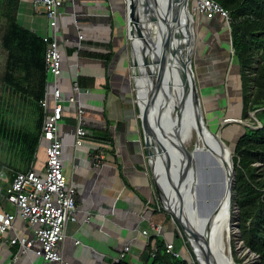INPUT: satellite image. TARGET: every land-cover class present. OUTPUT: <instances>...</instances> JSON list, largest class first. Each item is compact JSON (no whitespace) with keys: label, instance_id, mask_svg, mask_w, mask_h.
<instances>
[{"label":"crops","instance_id":"obj_1","mask_svg":"<svg viewBox=\"0 0 264 264\" xmlns=\"http://www.w3.org/2000/svg\"><path fill=\"white\" fill-rule=\"evenodd\" d=\"M196 18L193 65L198 84L204 98L222 101L213 113L216 118L213 124L224 114L226 106L229 108L227 118L237 119L240 113L232 112L238 109L242 92L239 65L233 58L231 31L220 16L208 19L197 15ZM17 20L38 36L54 34L47 18L35 12L33 0H19ZM126 21V0H63V15L57 29L63 55V73L59 79L63 97L72 94V83L80 76L95 80L94 86L84 87L91 92L81 93L80 97L88 113L84 126L89 134L83 146H75L74 104L64 103L59 127L64 143V173L76 189L78 210L76 221L67 222L66 237L61 244L64 260L70 264H117L116 258L125 246H130L131 250L122 262L149 264L152 236L147 238L142 231L152 222L163 225L164 233L160 237L166 243L181 244L180 252L186 257L190 253L176 236L174 216L171 218L169 212L159 210L162 206L150 167H147L149 159L135 98L137 90L127 65L130 47ZM80 34L82 39H79ZM92 53L104 56H92ZM232 134L227 135L232 137ZM96 150H104L106 156L99 167L93 165ZM46 161V142L42 140L31 166L42 172ZM1 170L5 175L0 177V186L7 187L17 172ZM7 212L16 213V207L0 196V215ZM88 214L91 219L85 222ZM11 234L31 237L32 231L18 215ZM17 254L19 246L12 247L0 256V264H44L32 253L19 254L14 261Z\"/></svg>","mask_w":264,"mask_h":264},{"label":"trees","instance_id":"obj_2","mask_svg":"<svg viewBox=\"0 0 264 264\" xmlns=\"http://www.w3.org/2000/svg\"><path fill=\"white\" fill-rule=\"evenodd\" d=\"M216 1L229 13L230 27L226 25L231 31L233 58L240 72L242 97L232 114L239 112L240 118L251 120L250 113L255 112L262 124L237 135L232 204L237 206L238 212L232 211V216L238 224L239 240L258 256V264H264V0ZM18 6L19 0H0V142L10 144V150L0 147V168L27 172L35 161L44 121L40 101L46 88L47 45L42 36L19 24ZM91 55L104 56L101 53ZM78 82L82 88L95 85L90 77L80 76ZM8 94L31 106L36 114L35 130L16 125L13 119L6 117ZM14 162L20 168H12ZM159 210L163 208L159 206ZM232 247L235 262L243 264ZM181 248V244L175 245L176 251ZM148 249L149 264H191L189 259L168 252L166 240L160 236L150 238ZM154 251L155 256H152Z\"/></svg>","mask_w":264,"mask_h":264},{"label":"built area","instance_id":"obj_3","mask_svg":"<svg viewBox=\"0 0 264 264\" xmlns=\"http://www.w3.org/2000/svg\"><path fill=\"white\" fill-rule=\"evenodd\" d=\"M33 6L36 13L47 18L54 32L53 35L42 36L47 45V77L44 97L40 101L44 112L40 142L42 140L46 142L47 161L44 171L38 172L31 166L27 172H17L7 187L0 186V196L16 207V213L7 212L0 215V256L12 247L19 246V254H35L44 264L53 262L70 264L64 260L61 244L66 237V224L69 220L76 221L78 210L76 189L64 173V143L59 135V127L63 120L64 103L74 104L75 146H83L89 133L84 126L86 108L80 97L81 93H90L91 90L80 87L77 79L72 83V94L64 98L59 86V79L63 73V55L57 29L63 15V0H33ZM191 11L195 16L204 15L209 19L220 16L230 27L229 13L216 0H193ZM82 38L83 35L80 34L79 39ZM259 125L262 126L261 122ZM105 158L104 150H96L93 155V165L101 166ZM144 165L146 166V163ZM4 175V171L1 170L0 177L4 178ZM18 215L30 227L31 237L11 234ZM90 219L91 216L88 214L84 221L89 222ZM163 233V225L155 222L150 223V227L142 231L147 238L153 235L162 236ZM176 236L185 244V236L179 226L176 229ZM166 246L167 251L173 255L189 258L176 251L173 242L166 243ZM130 250V246H125L116 258V263L122 262ZM19 254L15 256L14 261ZM152 256H155V251ZM192 262L196 263L194 258Z\"/></svg>","mask_w":264,"mask_h":264},{"label":"bare ground","instance_id":"obj_4","mask_svg":"<svg viewBox=\"0 0 264 264\" xmlns=\"http://www.w3.org/2000/svg\"><path fill=\"white\" fill-rule=\"evenodd\" d=\"M140 8L145 9V11L140 10V12L147 13L146 19L151 18L150 11L144 4ZM181 18L187 21L185 15H182ZM148 22L145 21V25H153ZM160 23L161 28H164L162 22ZM148 31L150 32V30ZM143 33L145 39L151 43V36L149 37L147 30H144ZM186 34L189 33L186 32ZM161 36L163 37L162 34ZM160 41L158 42L160 43ZM133 42L134 58L136 61L142 60L139 49L141 38L136 35ZM144 45L146 46V43ZM170 58L168 69L170 84L165 97L163 96L161 103L159 102L160 110L156 112L160 119L157 134L160 139L163 138L165 146L175 160L182 162L183 159L191 170L185 183H183L182 194L186 209L184 212H187L185 216L187 226L197 236V241L194 240V243L201 264H210L209 257L218 264H235L231 240L232 226L230 224L232 206L230 184L233 180L232 148L217 136H213L205 126L203 114L197 105L192 87L186 90L184 80L185 53H179L175 56L172 51ZM141 68H143L141 63L134 67V77L137 83L139 101L143 112L146 113L151 111L153 106L147 102L146 92L149 81L144 74V69L142 71ZM188 76L190 80L191 72L189 70ZM191 84L193 85V83ZM204 118L206 117L204 116ZM232 120L228 118V122H234ZM161 130H164L165 134H162ZM153 142H155L154 145L158 150L159 144L156 143V140ZM192 143L195 146L190 150L187 145ZM154 145L151 146V152L155 157L158 152L152 150ZM183 146L187 148V153H183L181 150ZM159 155L162 156V154ZM176 168L175 163L174 175ZM219 169L224 174L223 181L218 179ZM155 170L161 187L163 186L166 190L165 204L169 208L175 209L176 213L181 214L177 194L172 186H167L165 180L167 170L160 166H156ZM197 246L201 249H197Z\"/></svg>","mask_w":264,"mask_h":264},{"label":"water","instance_id":"obj_5","mask_svg":"<svg viewBox=\"0 0 264 264\" xmlns=\"http://www.w3.org/2000/svg\"><path fill=\"white\" fill-rule=\"evenodd\" d=\"M144 4L150 11L151 18L147 17V13H145L144 8H140V6ZM127 6V28H128V38L130 40V51H131V62H132V72H133V80L137 90V83L134 77V67L138 66L141 63V70L144 69V74L148 78L149 87L146 92L147 102L148 104H152V110L143 112V108L141 107L138 90L136 91V97L138 106L140 108V118L142 123L143 136L147 148V156L149 159V167L151 170V174L154 181L155 189L158 193L159 201L165 210L171 213L174 216V219L180 225V228L187 239L192 253L194 255L195 261L198 264H201L199 257L197 255L196 247L194 240H196L197 236L194 232L191 231V228L187 226V220L185 216V204L183 201V183H185L187 179V175L189 173L190 168L189 165L186 164L183 159L182 162H178L175 160L165 143L163 142V138L158 136L157 127L160 125V119L158 114H156L157 110H160V104L162 101V97L166 95L169 82L168 69H169V61L171 60L170 54L173 51L174 55L177 56L179 53H185V61H184V80L186 84V90L192 87V91L195 93L194 97L197 101V105L203 114V119L205 126L209 129V131L213 134V136H217L222 140L221 135L216 133L208 124L206 118H204L205 114L203 112V103L200 97V91L197 86L196 74L193 66V56L196 45V22L197 18L192 13L190 9V0H126ZM140 10H144L142 13ZM182 15L187 17V21L184 18H181ZM145 21H149L148 23L153 24L157 27V35L153 37L151 34V30L153 25H145ZM164 25V28H161V23ZM175 26V27H174ZM144 30L149 33V37L151 36L150 42L144 37ZM188 32L189 34H186ZM163 35V37L161 36ZM137 35L141 38L140 44V57L142 60L136 61L134 58V42L133 38ZM189 36V38H188ZM161 38V39H160ZM143 39V40H142ZM156 39V40H155ZM158 39V40H157ZM159 40L160 43L158 42ZM146 43V46L144 45ZM188 70L191 72V79L189 80ZM193 83V85L191 84ZM192 85V86H191ZM159 100V101H158ZM207 117V116H206ZM232 121H235L233 119ZM228 122V118L223 121V123ZM162 134H165L164 130H161ZM156 140L159 144V149L154 145ZM154 147L152 150L158 152L157 156H153L151 152V146ZM183 153H187L186 147H181ZM159 154H162L160 156ZM233 159V158H232ZM176 163V172L173 174V170ZM156 166H160L167 170L166 172V182L167 186L173 187L177 198L180 202V208L182 213L178 214L175 212V209L169 208L165 204L166 198V190L159 182L157 178V173L155 170ZM175 171V170H174ZM235 166L233 162V180L230 184L231 186V197L233 194V185L235 179ZM172 177V180H171ZM197 241V240H196ZM199 244V243H198ZM200 245V244H199ZM197 249H201V247L197 246ZM251 252L250 249H248ZM252 253V252H251ZM210 259V264H218L215 261ZM235 264H237L235 262Z\"/></svg>","mask_w":264,"mask_h":264},{"label":"rangeland","instance_id":"obj_6","mask_svg":"<svg viewBox=\"0 0 264 264\" xmlns=\"http://www.w3.org/2000/svg\"><path fill=\"white\" fill-rule=\"evenodd\" d=\"M192 1L193 0H190V9H191ZM125 27H126L125 29H127L126 30V36H127V40H128L127 44H128V47H130V40L128 38L127 23H126ZM150 31H151V34L153 35V37H155L157 35V27L155 25H153V27L151 28ZM127 65H128V69H129V77L131 76L132 82H134L133 81V72H132V62H131V51H129V57L127 58ZM195 74H196V72H195ZM196 81H197V86H198L199 91H200L199 94L201 97V101L203 103V112L205 114V117L207 116L206 120L208 121V124L211 127V129L214 130L216 133H219L221 135V138L224 141V143L232 148V156L234 157V150H235L234 149L235 148L234 139L238 135L237 130H240V132L243 133L244 131H247L249 128L254 129L257 126H260L259 123L261 122V120L259 118V115L255 114V112H251L250 113V117H252L251 120H243L242 118L239 117L238 120H235L234 122L223 123L224 119H227V117H228L229 108H228V106H226L224 108L225 109L224 114L219 115L217 118V123L213 124L214 120H216V118L213 117V113L216 112L217 107H220L219 105L221 104L222 101L221 102H219V101L213 102V101H210V100H207L206 98H204L203 92L201 91V86H200V84H198L197 76H196ZM136 95H135V98H136V102H137ZM7 101H8V103L6 104V107H5L7 110L6 117L9 118L10 120L13 119V121L16 123V125H19V126L25 125L27 127V129L35 130L34 129V120L36 118V114L33 111V109L31 108V106L27 105L25 103L19 102V99L16 96H11L10 94L7 95ZM137 104H138V102H137ZM222 109H223V107H222ZM87 114L88 113L86 112L85 116ZM139 114H140V108H139ZM253 120L255 121V123L253 122ZM256 124H258V125H256ZM228 132L233 133L232 134L233 136L229 137L227 135ZM1 146L10 150V144L8 142H0V147ZM187 146L190 150H192V148H194L195 144L192 143V144H189ZM11 162H13V161L11 160ZM17 167H19V165L16 163H15L14 167L12 165V168H17ZM147 167L149 168L148 162H147ZM222 174H223L222 170L219 169L218 179L220 181H223V178H224V174L223 175ZM232 211L238 212V208L234 204H232V206H231L230 224L232 226L231 240L232 239L234 240V243L232 244V246L235 247L234 252H236V257L239 259H242L243 264H258V261H259L258 256L249 252L248 249L243 245L242 241L239 240V235H240L239 228H238L237 222L235 221V219L232 216ZM165 212H168V211L165 210ZM169 214H171V213H169ZM170 216L172 218V214ZM175 221H176V219H175ZM176 224H178L177 221H176ZM191 251L192 250L190 249L189 250L190 253H188L187 256L189 257L188 259L192 262V258H194V256H193V254L191 256ZM191 264H193V262Z\"/></svg>","mask_w":264,"mask_h":264}]
</instances>
